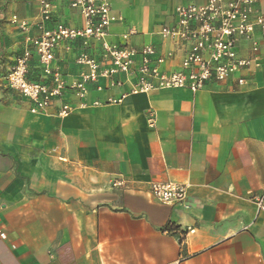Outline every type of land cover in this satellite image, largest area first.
Segmentation results:
<instances>
[{"label":"crops","instance_id":"0c3cea01","mask_svg":"<svg viewBox=\"0 0 264 264\" xmlns=\"http://www.w3.org/2000/svg\"><path fill=\"white\" fill-rule=\"evenodd\" d=\"M119 16L107 39L172 49L160 30L178 5L208 0H108ZM0 11V264H264V31L250 71L198 91L133 92L135 73L99 77L72 111L44 113L7 89L3 77L41 32L38 0H10ZM264 17V0L255 3ZM17 22L13 23L11 20ZM80 27L81 16L55 0L50 28ZM25 23V31L19 26ZM78 43L53 65L68 85L85 69ZM248 56L249 43H240ZM178 51L160 64L180 68ZM137 64V63H136ZM30 72L39 76L35 59ZM245 82L238 85L237 77ZM115 82V83H114ZM151 181L185 184L183 204H163ZM192 229L193 232L189 230Z\"/></svg>","mask_w":264,"mask_h":264},{"label":"built area","instance_id":"2783aa9c","mask_svg":"<svg viewBox=\"0 0 264 264\" xmlns=\"http://www.w3.org/2000/svg\"><path fill=\"white\" fill-rule=\"evenodd\" d=\"M54 1L38 0L41 32L35 37L25 36V47L3 77L5 87L25 98L34 114L44 113L55 101H61L57 115L69 114L73 106L63 99L64 95L75 91L83 97L87 85L99 77L135 73L133 92L160 88L198 91L208 83L250 71L259 59L255 29L264 31V17L255 14L257 0H208L205 5L176 6L173 23L160 30L163 40L172 45L165 52L152 44L139 48L129 45L127 39L135 33L132 30L122 36L123 42H109L108 28L121 18L112 13L108 0H60L81 16L83 24L76 27L57 22L46 28L44 25L52 21ZM243 41L249 43L248 56L240 54ZM77 43L75 63L85 70L80 72L79 80L68 85L53 60L57 50L70 51ZM178 51L183 52L180 68L161 70L159 65ZM32 59L40 71L37 77L30 72ZM236 82L241 85L245 79L239 76ZM186 188L172 181H151L148 191L160 203L183 204ZM256 204L258 211H264L262 197L256 199Z\"/></svg>","mask_w":264,"mask_h":264},{"label":"rangeland","instance_id":"374dc122","mask_svg":"<svg viewBox=\"0 0 264 264\" xmlns=\"http://www.w3.org/2000/svg\"><path fill=\"white\" fill-rule=\"evenodd\" d=\"M9 1H10V0H0V11H1V12H2V10L4 9L3 7H5L6 2H7V4H8ZM11 22L15 23V22H17V21H16L15 19L13 20V18H12ZM24 25H26V24H24ZM19 26L22 28L23 31H25V28H23L22 23H20Z\"/></svg>","mask_w":264,"mask_h":264}]
</instances>
